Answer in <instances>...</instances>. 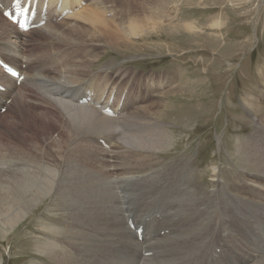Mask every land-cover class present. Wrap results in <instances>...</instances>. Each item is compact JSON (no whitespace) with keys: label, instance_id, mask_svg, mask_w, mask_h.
<instances>
[{"label":"bare ground","instance_id":"bare-ground-1","mask_svg":"<svg viewBox=\"0 0 264 264\" xmlns=\"http://www.w3.org/2000/svg\"><path fill=\"white\" fill-rule=\"evenodd\" d=\"M64 3L72 13L28 31L34 38L31 45L0 14V49L6 50L2 57L12 66L24 63L26 79L23 88L17 87L0 68V83L10 88L5 95L0 92V103L10 98L5 111L18 107L20 113L28 97L24 88L33 89L54 115L51 125L57 134L53 137L47 129L44 144L35 132L10 137L12 130H7L9 138H0V229L18 225L48 197L68 215V229L58 233L64 238L61 245L51 240L41 247L53 264H264V101L244 98L256 120L239 146L245 171L214 166L209 192H200L190 179L198 172L197 161L189 162L187 155L172 162L164 158L172 136L159 119L161 109L152 113V106L132 108L138 100L114 87L116 76L108 68H92L98 39L118 44L114 38L120 28L113 13L107 16L100 7L82 11L74 8L76 0ZM53 13L51 9L50 17ZM172 20L167 16L157 24L166 21L175 31L180 25ZM182 24L188 30L196 27ZM115 72L130 75L131 70L118 66ZM123 75L117 79L125 86L147 84L142 72H134L132 81ZM88 86L98 93L95 103L115 90L116 117L77 103ZM202 105L183 109L195 116L206 111ZM1 127L0 132L5 130ZM15 139H29L30 145H14ZM47 149L60 158L46 156ZM129 217L144 223L141 240L127 226ZM148 251L152 254L144 256Z\"/></svg>","mask_w":264,"mask_h":264},{"label":"rangeland","instance_id":"rangeland-1","mask_svg":"<svg viewBox=\"0 0 264 264\" xmlns=\"http://www.w3.org/2000/svg\"><path fill=\"white\" fill-rule=\"evenodd\" d=\"M81 1H84L79 7L82 11L100 7L107 16L113 13L120 28L114 38L118 44L98 39L93 46L98 52L91 53L97 55L92 68H108L116 76L112 80L117 82V89L123 92L125 81L118 79L124 73L118 75L115 68L122 66L131 70V76L123 75L130 81L134 72L144 74L147 84L127 83L124 93L128 99L138 100L139 105L132 108L152 106V113L161 109L159 119L172 136L169 147L164 153L161 151L164 158L172 162L187 155L189 162L197 161L198 172L190 179L198 183L200 192L205 189L204 193L211 188L212 167L229 172L245 171L240 160L243 150L239 146H244L256 120L244 98L264 101V0H76L78 4ZM167 16L173 23H179L180 28L173 31L166 26V21L157 24ZM182 22L196 27L188 30ZM130 31L140 35H128L127 39L125 36ZM24 36L31 39V45L32 34ZM5 51L0 49L1 56ZM23 84L25 80L22 88ZM24 92L28 97L25 106L19 107L20 113L16 112L18 107L0 113V127L5 129L0 132V138L4 141L9 138L7 130H12L10 137L30 136L35 132L42 144L49 128L56 137V128L51 125L54 115L49 114L33 89L25 87ZM195 103L206 104V111L195 116L185 112L183 106ZM14 145L27 148L30 140L15 139ZM47 152L46 156L55 161L60 158L50 149ZM52 200L46 197L18 225L6 232L0 229L1 264L52 263L42 252L43 242L54 240L53 245H61L64 238L58 233L60 229H68L65 208ZM255 227L263 230L256 223Z\"/></svg>","mask_w":264,"mask_h":264}]
</instances>
